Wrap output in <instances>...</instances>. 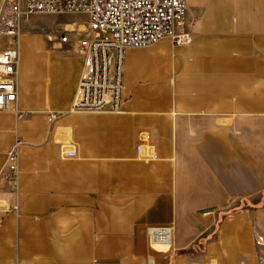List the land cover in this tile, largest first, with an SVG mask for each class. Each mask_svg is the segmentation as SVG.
Returning a JSON list of instances; mask_svg holds the SVG:
<instances>
[{
    "label": "crops",
    "instance_id": "1",
    "mask_svg": "<svg viewBox=\"0 0 264 264\" xmlns=\"http://www.w3.org/2000/svg\"><path fill=\"white\" fill-rule=\"evenodd\" d=\"M186 3L189 46L127 50L119 114L73 109L90 70L73 35L24 37L0 264H264V0Z\"/></svg>",
    "mask_w": 264,
    "mask_h": 264
},
{
    "label": "built area",
    "instance_id": "2",
    "mask_svg": "<svg viewBox=\"0 0 264 264\" xmlns=\"http://www.w3.org/2000/svg\"><path fill=\"white\" fill-rule=\"evenodd\" d=\"M186 12V0H0V37L9 40L8 48L0 49V112L13 109L18 98L24 20L35 15H87V24L67 25L59 35L64 44L73 35L76 52L88 58L90 65L73 109L119 114L125 100L127 50L147 48L162 40L189 46L193 36ZM18 160L16 149L8 153L4 179L12 186L17 182ZM173 231L172 227H150L147 237L152 246H170ZM149 264H155L154 260Z\"/></svg>",
    "mask_w": 264,
    "mask_h": 264
},
{
    "label": "rangeland",
    "instance_id": "3",
    "mask_svg": "<svg viewBox=\"0 0 264 264\" xmlns=\"http://www.w3.org/2000/svg\"><path fill=\"white\" fill-rule=\"evenodd\" d=\"M87 22L88 17L85 14L35 15L22 22L21 44L25 36H30L31 40L35 41V38L41 35L48 41L50 35L59 36L67 25H85ZM8 46V38L1 36L0 49H5Z\"/></svg>",
    "mask_w": 264,
    "mask_h": 264
}]
</instances>
